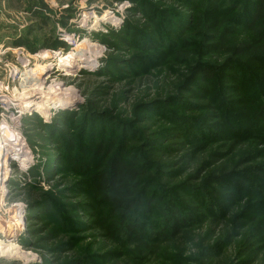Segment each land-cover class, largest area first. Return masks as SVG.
I'll return each instance as SVG.
<instances>
[{"label":"rangeland","instance_id":"374dc122","mask_svg":"<svg viewBox=\"0 0 264 264\" xmlns=\"http://www.w3.org/2000/svg\"><path fill=\"white\" fill-rule=\"evenodd\" d=\"M187 1L0 0V124L7 123L18 134L23 147L21 150L24 151L16 154L11 145H8V151L6 146L0 164V246L7 244L4 247L8 249L7 254L0 252V264L50 263L55 260L57 252H61L59 255L63 259L70 256V252L63 253L65 249L56 247L65 242L74 244V248H77L86 261L84 264H196L191 254L196 248L190 240H194L196 234L201 232L196 229L197 224L170 235L168 242L161 241V244L155 245L151 241L154 238L149 237L148 231L153 219L147 214H141L146 223L143 239L123 242L117 240L115 246L98 235V230L89 229L92 227L89 220L95 215L94 212L79 207L74 211L69 210L67 205L77 199H69L61 191L57 177L45 182L46 175L42 168H54L52 156H56L58 150L47 136L53 135V121L59 112L81 117L91 99L97 101V109L109 110V101L120 96L124 99L119 102L118 107L127 112L134 99H149L155 95L158 97V94L164 92L158 86L169 84L174 78L163 67L173 50L156 48L152 49L155 53H143L133 45L145 34L148 38H154V29L157 27H161L163 34H166L178 19L187 18V13L200 12L201 9L198 8L189 10L190 7L185 5ZM238 1L240 0H230L232 4H237ZM250 2L251 0H241V4L245 3L246 7ZM224 8L225 2L219 1L217 12L209 14L207 22L211 24L221 16L227 20L233 12L227 13V10L223 11ZM235 20L244 19L235 17ZM167 22L170 23L165 27ZM239 27L235 35L223 40L225 46H236L249 39L248 29L244 25ZM199 32V28L190 32V37L195 38L191 43L194 50L199 42L201 45L210 42V39L201 41ZM84 38L100 46L77 47ZM169 40L170 38L166 41ZM247 45L244 46V52L236 56L241 63L234 62L236 59L230 60L227 69L222 73H215L211 81L202 78L200 72L196 71L199 86L192 87L194 96L190 97L189 89L184 86L182 91H172L169 99L164 100L158 109L196 116L202 137L195 140V144L201 147L194 153L195 158L198 155L211 157L217 154V159L208 169L205 174L207 178L202 184L203 189L208 192L207 199H213L215 204L222 207L227 204L223 199L231 198L234 192L232 183L244 188L247 196L237 208L238 213L246 219L232 220L233 224L241 225L255 236L253 259L246 264H262L264 145L259 136L264 128L249 121L251 106L249 104L247 107L245 103L251 97H255V100L262 98V79H259L262 63L249 55L250 45ZM75 47L78 49L73 51ZM69 51L78 52L76 56L83 60L76 58L70 61V65H61L58 59ZM44 55L47 58L41 57ZM39 65L46 67L45 72L29 78V71L35 70ZM220 84H224L226 88L222 91L220 89L214 98L217 97V103H222V108L214 109L208 101L203 104L201 98L209 97ZM96 88L104 93L94 97L92 91ZM240 95L245 98L242 99ZM61 98L68 99V102L58 106L57 102ZM31 102L46 107V110L27 108ZM236 112L244 113L246 119L241 118L245 122L239 121V126L241 131L246 128L249 132L245 134L247 138L232 144L234 138L224 124L234 126ZM249 153L248 159H241L242 155ZM193 160L190 161V166L193 165ZM225 173L230 178L224 177L225 181L220 180L222 177L214 179L215 175ZM31 175L35 176L30 177ZM253 176L261 178L256 181L258 185L254 183ZM161 177L160 175L159 179ZM33 181L38 182V186L44 191L50 192L49 198L55 204L54 208L61 216H67L63 231L53 225L56 234L54 240L37 241L35 231L31 230L38 225L33 223L26 226L27 209L22 200L24 193L20 188L24 187V182ZM180 196L185 199V210H194V217L201 212V207L193 202L191 196ZM212 205L214 204H210ZM47 216L49 220H55L51 217L53 215ZM255 216L256 220L248 223L249 218ZM81 224H85L82 226L83 232L78 233ZM159 228L162 233L165 225L160 224ZM39 236H43V233H39Z\"/></svg>","mask_w":264,"mask_h":264},{"label":"trees","instance_id":"16d2710c","mask_svg":"<svg viewBox=\"0 0 264 264\" xmlns=\"http://www.w3.org/2000/svg\"><path fill=\"white\" fill-rule=\"evenodd\" d=\"M219 1L225 2L223 11L233 13L227 20L221 16L209 24L208 15L217 12ZM185 5L190 7L189 10H201L195 13L191 11L187 13V18L178 19L168 33L163 34L162 28L157 27L154 29V38H148L145 34L133 45L143 53H155L152 49L156 48L173 50L163 67L174 78L169 84L158 86L164 92L158 94V97L155 95L149 99H134L127 112L118 107L119 102L124 99L123 96L110 100L109 110L97 109V101L91 99L81 117L59 112L53 121V135L47 136L55 144L58 154L52 156L54 168L42 167L46 175L44 180L46 182L47 179L57 177L61 191L69 199H77L67 205L69 210L74 211L79 207L94 212L95 215L89 220L92 225L89 229L98 230V235L115 246L117 240H142L146 223L141 214H147L153 219L148 231L149 237L154 238L151 241L155 245L166 243L170 235L197 224L196 229L201 232L196 234L194 240H190L196 248L191 251L196 264H246L253 259L251 257L255 236L241 225L233 224L232 220L245 218L238 213L237 208L247 196L244 188L240 184L232 183L234 192L231 198L223 199L227 204L222 207L215 204L213 199L208 200V192L203 189L202 184L207 178L205 174L208 169L216 161L217 154L211 157L198 155L195 158L194 153L201 148L195 144V140L202 137L196 116L175 114L167 109L162 111L158 107L160 108L164 100L169 99L172 91H182L184 86L189 89L190 97H193L195 92L192 87L199 86L196 82V71L200 72L202 78L211 81L214 74L227 69L228 62L242 54L244 46L248 44L249 55L262 63V74L259 78L262 79V98L255 100V97H251L249 101L245 100L246 106H251L248 119L254 125L264 128V0H251L247 7L245 3L241 4V0L237 4H232L230 0H188ZM238 15L244 20H235V17L242 19ZM239 25L248 29L249 39L237 43L236 46H225L223 40L227 36L235 35L240 29ZM195 28L200 29L201 41L210 39V42H205V45L199 42L194 50L191 43L195 38L190 37V32ZM204 35L207 36L203 38ZM64 45L63 43L62 46ZM234 62L241 63L237 59ZM225 88L224 84L218 85L209 97L203 96L201 101L203 104L208 101L214 109H221L222 103H217V97H214L220 89L222 91ZM103 93L100 88L92 91L94 97ZM234 114L235 125L224 124L234 138L232 144L247 138L245 134L249 132L246 128L241 131L239 126V121L245 122L244 113ZM241 117L245 119L242 120ZM259 137L264 145V129ZM262 155L264 156L263 151ZM249 157L250 153L242 155L241 159ZM192 159L193 165L190 166ZM158 174L162 176L161 179ZM226 175L228 173L215 175L214 179L222 177L220 180L225 181L224 177L230 178ZM253 179L256 184L261 178L253 176ZM23 185L20 189L24 193L22 200L27 209L26 226L33 223L38 225L31 230L35 231L37 241L54 240L55 226L63 231L67 216H61L54 208L55 204L49 198L50 192L44 191L38 186V182H24ZM262 186L264 190V176ZM186 194L201 207V212L195 217L194 210H185L186 202L180 195ZM47 215H53L51 217L55 220H49ZM256 216L249 218L248 223L255 221ZM160 224L165 225L162 233ZM84 225L81 224L78 233L83 232ZM261 230L264 264V220ZM39 233H43V236L40 237ZM56 249H65L63 253L68 251L71 255L62 259L59 255L61 252H57L53 262L43 264L86 263L73 243H59Z\"/></svg>","mask_w":264,"mask_h":264},{"label":"bare ground","instance_id":"6f19581e","mask_svg":"<svg viewBox=\"0 0 264 264\" xmlns=\"http://www.w3.org/2000/svg\"><path fill=\"white\" fill-rule=\"evenodd\" d=\"M105 15H108V13H106ZM77 47H81V46H97L99 47L100 44L96 43V42H93L91 41L90 39L88 38H84L82 39L79 44L76 45ZM75 47L74 49H72L73 51L77 50L78 48ZM97 53V52H96ZM78 54V52H72V51H69V52H66L65 54H63L59 59L58 61L61 63V65H70V61L78 58V56H76ZM41 57H46L47 56H41ZM80 60H83V58H78ZM85 60V59H84ZM90 61V60H89ZM45 69L46 67L45 66H42V65H39L35 68V70L33 69V71H29V78L30 77H37L39 75H42L43 72H45ZM68 102V99L66 98H61L59 100L58 103V106H61V105H64ZM27 108H33V110H36V111H43V110H46V107H43L39 104H37L36 102H31L27 105ZM20 139H19V136L18 134L13 131L10 126L7 124V123H1L0 124V164L2 163V155L5 151V147L8 146V145H11V147L13 148L12 150L16 153V154H21L22 152H24L23 150H21L23 147L21 146L22 143H20ZM9 149V146L7 147L6 151H8ZM12 154V153H11ZM9 232V231H8ZM7 244H3L0 246V252L2 254H7V251L8 249H5ZM8 245H12V244H8ZM5 246V247H4Z\"/></svg>","mask_w":264,"mask_h":264}]
</instances>
